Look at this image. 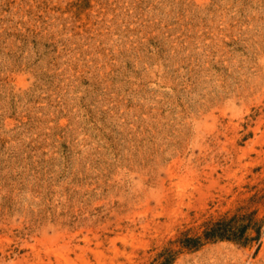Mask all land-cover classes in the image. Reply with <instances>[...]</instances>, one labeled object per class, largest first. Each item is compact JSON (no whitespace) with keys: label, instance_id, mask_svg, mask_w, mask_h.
I'll return each mask as SVG.
<instances>
[{"label":"rangeland","instance_id":"1","mask_svg":"<svg viewBox=\"0 0 264 264\" xmlns=\"http://www.w3.org/2000/svg\"><path fill=\"white\" fill-rule=\"evenodd\" d=\"M165 249L264 264V0H0V264Z\"/></svg>","mask_w":264,"mask_h":264},{"label":"trees","instance_id":"2","mask_svg":"<svg viewBox=\"0 0 264 264\" xmlns=\"http://www.w3.org/2000/svg\"><path fill=\"white\" fill-rule=\"evenodd\" d=\"M242 221V219L236 218L219 220L208 226L202 236L189 237L184 235L177 241V244L181 249L196 250L203 245V240L213 242L217 240L236 241L244 239L246 241L245 235L252 224L251 221L246 224L241 223ZM256 232L259 235V229ZM176 253L170 249H165L159 256L162 260L158 264H171Z\"/></svg>","mask_w":264,"mask_h":264}]
</instances>
